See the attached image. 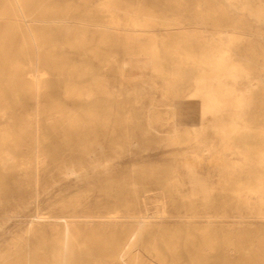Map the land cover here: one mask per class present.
<instances>
[{
	"label": "bare ground",
	"instance_id": "6f19581e",
	"mask_svg": "<svg viewBox=\"0 0 264 264\" xmlns=\"http://www.w3.org/2000/svg\"><path fill=\"white\" fill-rule=\"evenodd\" d=\"M146 1L160 3L0 0V196L8 176H26L39 188L43 154L48 150L54 157L61 156L56 160H61L55 166L57 172L66 168L76 172L70 164L73 151L67 153L63 147L70 143L66 136L74 135L83 143L91 128L103 130L98 125L102 109L81 105L82 111H77L55 105L59 92L55 87L48 92L45 84H65V95L73 98L107 95L108 80L96 73L102 68L95 64L98 60L104 66L112 64L124 79L130 70L144 76L142 85L126 91L116 111L122 116L120 123L127 121L125 106L141 103L145 85L153 83V73L173 84L174 128L165 141L185 146L186 155L177 163L188 171L192 184L207 193L205 212L190 208L184 220L173 224L164 209L144 213L137 190L122 214L62 204L49 214L38 211L27 230L34 238H27L24 246L1 251L0 264H81L82 258L95 254L101 259L99 264H186L187 259L189 264H205L217 248L214 257L222 254L223 264H264V79H254L257 70L264 72V44L250 45L241 50L244 57L236 58L240 44L251 40L242 30L246 26L243 16L264 22V4L226 0L231 3L227 7L217 0H164L168 7L195 4L194 14L202 28L188 32L161 19ZM236 9L242 11L241 16L232 12ZM104 13L108 19H103ZM159 24L169 36L162 46L156 34ZM212 27L216 29L213 36L199 41V35ZM65 46L74 48L80 60L67 54ZM185 82L191 83L189 91ZM93 86L97 88L94 94L89 90ZM50 110L54 111L47 116L50 125H43V116ZM134 112L133 128L148 136L151 125L143 127L138 110ZM225 113L231 114L229 120H218ZM182 126L185 138L180 135ZM48 128L54 132L49 134L54 137L52 144H44L41 134ZM207 129L218 135L220 148H211L202 139ZM204 150L210 154L208 169L219 170L224 177L219 182L223 197L217 205L207 187L198 182ZM227 150L241 152L243 159L228 157ZM90 151L84 160L97 163L102 159L99 149ZM226 173L230 179H225ZM154 180L166 186L170 183L159 177ZM233 201L237 203L231 206ZM118 224H122L120 231L114 229ZM181 243L184 252L178 247ZM184 255L188 258L183 259Z\"/></svg>",
	"mask_w": 264,
	"mask_h": 264
},
{
	"label": "rangeland",
	"instance_id": "374dc122",
	"mask_svg": "<svg viewBox=\"0 0 264 264\" xmlns=\"http://www.w3.org/2000/svg\"><path fill=\"white\" fill-rule=\"evenodd\" d=\"M217 1L227 7L231 6V3L226 0ZM253 1L264 4V0ZM146 2L155 8L161 19L176 23L173 27H184L188 32L198 31L202 28L194 14V10H196L194 3L193 5H186L184 2L178 6L168 7L167 1L164 0H160L159 4H153L152 1ZM232 12L237 15L236 17L242 15L240 9ZM102 15H104L103 19L109 18L107 13ZM121 19L124 20L123 16ZM243 19L246 21V26H243L242 30H244L246 37L251 40L240 44V51L236 54V58L245 56V52H241L242 49L244 50L250 45L264 44V22L257 21L251 15L243 16ZM215 30L213 27L208 28L204 34L199 35V41L203 42L211 38ZM156 34L160 39V46L163 45V41L169 39L166 29L160 24L156 26ZM65 51L75 60H80L74 48L65 46ZM119 57L123 58V54H120ZM95 62V64L102 66L96 72L98 78L108 80L109 93L107 95L101 93L73 98L65 95V84L45 85L48 92L53 91L54 87L59 92L56 93V101H59V104L54 103L55 105L77 111H82L79 108L81 105H90L96 110L102 109L101 114H99L101 116H99L98 125L99 123L102 124L104 129L91 128L89 133L85 135L83 143H79L78 137L74 135L66 136L70 143L63 145V147L67 153L73 151L70 164L76 166V172H71V169L68 170V168L62 169L63 172H57L55 166L61 160H56L61 156L54 157L48 150V153L45 151L43 154L44 160L41 163L39 188H36L32 180L26 176L6 177L8 185L5 187V192L1 193L0 196V252L24 246L27 238H34L32 233L27 232L30 219L38 211L52 213L62 204L75 203L80 207L85 206L99 211L117 210V213L122 214L126 201L132 199L133 192L137 190L143 200L141 209L144 213L152 214L158 209H164L168 216L167 220L173 224L184 220L185 215L191 212L189 211L190 208H192L191 210L196 208V212L205 210L207 193L200 190V185L192 184V178L188 171L177 163L178 159L186 155L183 152L185 146L168 145L165 141L167 132L174 128L172 105L170 104L172 102V89L170 87L173 84L165 81L157 73H153V83L145 85V96L141 99V103L137 106H125V110L128 111L125 114L127 121L120 123L122 116L118 115L116 111L122 105L126 91L130 87L142 85L141 79L144 76L141 75V71L130 70L127 73V79H124L122 74L112 67V64L104 66L98 60ZM145 69L149 70L148 67ZM46 76L50 77L51 74L46 73ZM254 79H264V72L257 70L254 73ZM190 85V82H185L186 91H189ZM93 87L89 90L90 92L93 90L94 94L95 91L97 92V88L96 86ZM10 102L15 104L13 99ZM150 105H154V109H150ZM134 109L138 110L137 115L143 127L151 125L148 136H143L139 129L133 128L132 122L136 119ZM53 112L50 110L43 116V125H50L47 116ZM230 115V113H225L218 120L226 122ZM180 129V135L185 138L184 127L182 126ZM51 133H54L51 128L41 130V134L45 135L44 144L53 143L54 137L49 135ZM202 139L211 148H220L219 137L213 129H207ZM92 148L100 150L102 159L97 163H89L84 160L89 156ZM82 149L85 151L82 152ZM225 153L228 157L236 160L243 159L241 152L227 150ZM201 154L205 159L198 182L207 187L210 197L215 198L214 203L217 205L223 197L220 193L219 182L224 177L220 175L219 170L210 171L208 169L209 151H201ZM235 174H238V171H235ZM230 175V173H226L225 179H230ZM157 177L170 183L168 186L159 183L154 180ZM193 188L196 189L195 193L192 191ZM167 199L169 200L166 201ZM178 202H182L179 203L181 206ZM230 203H234L231 204L234 206L237 202ZM129 222L132 221L129 220ZM114 229L122 230V224L116 225ZM178 247L184 252V243ZM217 251H219L218 248L209 253V259L205 264L224 263L222 254L219 257H214L215 253H218ZM185 258L187 259L188 256L184 255L183 259ZM82 259L81 264H89L91 261H96L94 264H99V260H101L96 254ZM184 262L186 264L191 263L189 259Z\"/></svg>",
	"mask_w": 264,
	"mask_h": 264
}]
</instances>
